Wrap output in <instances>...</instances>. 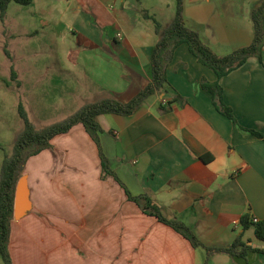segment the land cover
<instances>
[{"label": "crops", "instance_id": "crops-1", "mask_svg": "<svg viewBox=\"0 0 264 264\" xmlns=\"http://www.w3.org/2000/svg\"><path fill=\"white\" fill-rule=\"evenodd\" d=\"M182 1L186 25L218 55L253 42L252 11L263 0ZM176 7L177 0H33L23 35L36 50L24 54L51 63L21 68L20 89H48L59 109L79 101L63 119L104 98L130 101L152 79L155 21L167 26ZM262 57L219 79L182 43L167 66L173 90L131 116L99 115L100 146L78 124L31 156V209L11 221L10 244L21 239L20 254L11 244L14 264H264L261 252L208 256L128 196L148 195L204 245L227 246L242 233L264 248L255 226L241 223L244 215L264 219V138L252 132L264 135V47ZM203 79L219 80L236 121L217 109ZM101 151L118 179L104 170Z\"/></svg>", "mask_w": 264, "mask_h": 264}, {"label": "trees", "instance_id": "trees-1", "mask_svg": "<svg viewBox=\"0 0 264 264\" xmlns=\"http://www.w3.org/2000/svg\"><path fill=\"white\" fill-rule=\"evenodd\" d=\"M12 2L29 5L33 0H0L2 19L5 16L8 6ZM252 21L254 26L253 42L246 47L238 48L221 56L204 42L196 30L186 25L183 17V1L177 0L176 14L167 26L164 27L158 21H155L156 31L160 37L152 51V79L130 101L123 102L114 98H104L85 104L67 118L42 128L35 126L29 119L23 105L19 104V114L23 120L24 127L16 137L13 152L11 154L5 153L0 173V254L5 264H12L8 244L11 238L15 187L20 176L24 174L26 163L31 156L49 148L51 146V140L55 136L69 132L78 124H82L93 140L100 146L99 135L104 130L98 122L97 118L99 115L120 114L131 116L150 96L159 92L167 93L173 90L167 79V66L173 58L175 49L182 43L188 45L190 52L196 56L200 63L213 69L219 79L244 65L251 57H257L262 61V50L264 47V0L253 9ZM16 75V72L12 70V76L15 79ZM201 84L203 89L213 95L217 109L227 117L236 121L232 109L223 100V87L219 80L210 82L203 79ZM174 100L180 101L184 99L180 95H176ZM165 109L168 110L167 108ZM252 132L264 138L263 134L256 131ZM101 159L104 170L118 179L110 168L102 151ZM128 196L145 213L156 216L161 222L173 227L185 235L193 245L203 246L208 256L214 253H226L232 257L245 258L250 252L264 253L263 247H253L247 244L243 240L242 233L236 237L232 244L227 246L204 245L189 226L177 218H169L163 209L154 203L148 195L133 196L128 192ZM241 223L244 229L254 225L257 239L264 242V219L255 222L249 215H244Z\"/></svg>", "mask_w": 264, "mask_h": 264}, {"label": "rangeland", "instance_id": "rangeland-1", "mask_svg": "<svg viewBox=\"0 0 264 264\" xmlns=\"http://www.w3.org/2000/svg\"><path fill=\"white\" fill-rule=\"evenodd\" d=\"M28 7L29 5L12 2L8 10V18L4 21L0 11V173L5 153L11 154L13 152L16 137L24 127L19 114V104L23 105L29 119L38 128L62 120L66 114L71 112L73 108H78L80 104L79 101H74L71 108L59 109L53 106L55 101L52 100V96L56 94L48 92V89L45 92L39 91L37 93H29L27 88L20 89L18 74H20L21 68L25 65L31 66V68L36 66L45 68L44 63H51V60L42 61L41 58L36 60L35 56L31 57V54H24L25 51L36 50L32 49L30 39L23 35L24 24L27 20L24 11ZM25 57H31V59L28 61V58ZM12 70L17 74L16 79L12 76ZM43 79L49 81L53 79V76L47 75ZM45 87H49L48 83ZM20 241L21 239H18L17 242L11 243L12 246L17 247V253H19ZM11 244L9 241L8 248L12 264H14ZM0 264H5L1 254Z\"/></svg>", "mask_w": 264, "mask_h": 264}, {"label": "water", "instance_id": "water-1", "mask_svg": "<svg viewBox=\"0 0 264 264\" xmlns=\"http://www.w3.org/2000/svg\"><path fill=\"white\" fill-rule=\"evenodd\" d=\"M31 209V201L29 198V187L27 176L23 174L17 181L15 187V202L13 217L21 219Z\"/></svg>", "mask_w": 264, "mask_h": 264}, {"label": "built area", "instance_id": "built-area-1", "mask_svg": "<svg viewBox=\"0 0 264 264\" xmlns=\"http://www.w3.org/2000/svg\"><path fill=\"white\" fill-rule=\"evenodd\" d=\"M255 222L258 221L256 218L253 219Z\"/></svg>", "mask_w": 264, "mask_h": 264}]
</instances>
